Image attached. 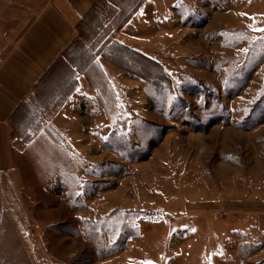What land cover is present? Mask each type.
Segmentation results:
<instances>
[{
	"label": "rangeland",
	"instance_id": "1",
	"mask_svg": "<svg viewBox=\"0 0 264 264\" xmlns=\"http://www.w3.org/2000/svg\"><path fill=\"white\" fill-rule=\"evenodd\" d=\"M49 3L0 0L14 81L19 42L3 40ZM151 3L129 43L106 18L72 44L71 81L61 64L41 87L75 83L58 108L34 92L32 119L11 113L0 264L264 263V0Z\"/></svg>",
	"mask_w": 264,
	"mask_h": 264
},
{
	"label": "crops",
	"instance_id": "2",
	"mask_svg": "<svg viewBox=\"0 0 264 264\" xmlns=\"http://www.w3.org/2000/svg\"><path fill=\"white\" fill-rule=\"evenodd\" d=\"M102 1L52 0V3L43 7L30 20L19 19L21 25L19 33L11 34V37L7 35L3 40V43L6 44L3 47L9 45L7 43L19 42V53H15L13 57L17 56L21 60L20 72L17 71L16 74L15 81L17 83L11 76L13 70L7 65V62L0 67V181L3 197H6L3 186L4 176L9 175L12 171L10 155L15 141L11 138L12 128L9 124L11 113L22 102L33 96L36 85L50 67L60 58L68 56V52L74 46L72 44L81 39L82 30L80 26L84 27L83 20ZM151 2L153 0H148L135 10L134 14L124 24L123 29L116 32L111 40L120 44L129 43L123 38L125 30L140 33L141 29L137 23L145 18ZM152 10L157 9L153 8ZM101 55L102 53L98 52L96 57ZM98 66L104 70L105 75L115 85L117 75L114 67L111 65ZM75 97L76 94H73L66 105H69ZM62 111L63 109L56 114V117L52 118L53 122L57 123L58 116H63ZM211 234L217 238L222 236L220 232ZM207 263L212 264L210 259Z\"/></svg>",
	"mask_w": 264,
	"mask_h": 264
},
{
	"label": "trees",
	"instance_id": "3",
	"mask_svg": "<svg viewBox=\"0 0 264 264\" xmlns=\"http://www.w3.org/2000/svg\"><path fill=\"white\" fill-rule=\"evenodd\" d=\"M146 1L147 0H103L101 2L102 4L100 3V7L97 6L95 8V10H93L83 20L82 24L84 27L82 28L80 26V28L82 30L81 39L76 41V42H78V45H79L78 47L80 49L81 48L84 49L86 47V43H87L86 41H88L90 39V36L92 34H94L95 32H97V30H98L97 29L98 27H96L97 22L99 23L100 27H102V23H103L104 19L107 18L109 20L111 18L112 19L116 18L117 19L116 24L119 26H122L130 19V17L134 14L135 10H137ZM57 63L54 64L52 67H50V69L47 71V73H45L43 75L44 78L43 77L41 78V81H40L41 83L38 82V84L35 87V92L37 94L38 101H39L41 106H44V108H45V106H48V107L53 106V104L55 103L53 101L54 95L57 94V92H54L53 87H50V86H52V85H50L51 84V82H50L49 85L47 86V89L49 88L50 89L49 92H52V93L47 94L45 91L44 95L47 94L45 99H43L44 97H43V95H41V92H42L41 87H43L42 84L46 81L47 76H49L51 74V72H53L52 69H55V68H57L55 66H57V65L60 66L62 64V66L64 67L63 71L66 72V73L63 72L62 76H68V78L70 80V77L73 74L74 68L72 66H75V62L73 60L69 59L68 56L63 57ZM62 76L60 74L61 78H62ZM69 80L67 79V85L63 88V91L58 92V94H57V99L59 100V103L58 104L56 103V108H58L62 103H64L71 96V93L74 90V84L75 83H72V82H70L71 80L70 81ZM18 109L24 111V113L27 116H29V117H26V120H28L29 118L32 119V117H33L32 110L30 107H28V105L26 103L22 102L19 105ZM51 114H54V113H51ZM9 124L13 128L14 132H15V130L18 129V126H20L19 124L17 126H15V124L13 123L11 118L9 119ZM30 124H33V123L30 122ZM30 130L31 129L27 130V133L24 134V137L19 136V138L23 139V140H30L31 139ZM12 137L17 138L18 135L13 133ZM1 218H2V211H1V198H0V220H1ZM122 248L124 249L125 247H122ZM262 264H264V263H262Z\"/></svg>",
	"mask_w": 264,
	"mask_h": 264
},
{
	"label": "snow or ice",
	"instance_id": "4",
	"mask_svg": "<svg viewBox=\"0 0 264 264\" xmlns=\"http://www.w3.org/2000/svg\"><path fill=\"white\" fill-rule=\"evenodd\" d=\"M262 31H264V30H262Z\"/></svg>",
	"mask_w": 264,
	"mask_h": 264
}]
</instances>
